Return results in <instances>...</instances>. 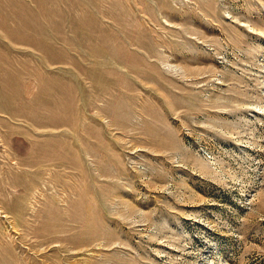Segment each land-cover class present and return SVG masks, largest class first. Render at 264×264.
<instances>
[{
	"label": "rangeland",
	"instance_id": "374dc122",
	"mask_svg": "<svg viewBox=\"0 0 264 264\" xmlns=\"http://www.w3.org/2000/svg\"><path fill=\"white\" fill-rule=\"evenodd\" d=\"M0 264H264V0H0Z\"/></svg>",
	"mask_w": 264,
	"mask_h": 264
}]
</instances>
